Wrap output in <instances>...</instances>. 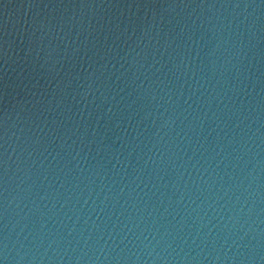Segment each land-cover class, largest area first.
Masks as SVG:
<instances>
[{"label":"water","instance_id":"obj_1","mask_svg":"<svg viewBox=\"0 0 264 264\" xmlns=\"http://www.w3.org/2000/svg\"><path fill=\"white\" fill-rule=\"evenodd\" d=\"M0 264H264V0H0Z\"/></svg>","mask_w":264,"mask_h":264}]
</instances>
